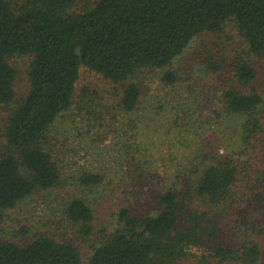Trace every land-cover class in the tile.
<instances>
[{
  "label": "trees",
  "instance_id": "16d2710c",
  "mask_svg": "<svg viewBox=\"0 0 264 264\" xmlns=\"http://www.w3.org/2000/svg\"><path fill=\"white\" fill-rule=\"evenodd\" d=\"M228 21L247 48L232 71L245 90L226 86L213 111L224 154L212 150L206 160L195 156L187 163L182 156L161 178L163 160L156 167L145 153L148 144L134 136L126 160L137 181L135 196L117 210L113 229L97 230L93 209L74 197L65 207L66 233L37 234L23 245L0 240V264H82V244L89 264H264V219L258 216L264 169L256 164L264 150V92L254 85L257 73L246 58L264 55V0H90L84 6L0 0V105L14 97L16 71L8 57L31 56L29 88L1 131L0 217L36 190L61 183V166L46 144L53 123L72 104L82 65L117 83L143 68L167 67L197 35L220 32ZM162 79L172 88L179 80L171 71ZM140 94L136 84H125L120 112H135ZM204 94L189 85L186 96L175 95L174 139L182 148L193 138L181 133L204 127L206 119L197 121L192 112L194 99ZM79 181L97 186L103 177L84 172Z\"/></svg>",
  "mask_w": 264,
  "mask_h": 264
},
{
  "label": "rangeland",
  "instance_id": "374dc122",
  "mask_svg": "<svg viewBox=\"0 0 264 264\" xmlns=\"http://www.w3.org/2000/svg\"><path fill=\"white\" fill-rule=\"evenodd\" d=\"M88 1L77 0V5L84 6ZM246 48L242 32L234 21H228L220 32L197 35L167 67L143 68L117 83L82 65L72 104L53 123L46 144V149L61 166V183L46 190H36L15 207L5 210L0 217V240L23 245L37 234L66 233L65 207L74 197L84 198L93 209L97 230L113 229L117 210L135 196L136 188L131 185L136 187L137 181L132 176L131 161L126 160V146L131 145L134 136L135 141L148 144L145 153L152 161L161 163L163 160L165 167L161 170L165 173L161 178L173 171L182 156L187 163L195 156L198 160H206L204 154L212 153V150L224 154L213 111L218 110L223 89L231 86L245 90L233 81L232 71L236 56L244 55ZM246 58L257 73L254 85L259 92H264V55ZM30 61V55L8 57L16 77L12 101L0 105V152L6 150L1 136L5 118L29 88ZM167 71L179 78L173 88L165 85L162 79ZM129 83L136 84L141 90L137 110L130 115L119 109L123 86ZM189 85L206 94L194 99L192 105L194 119L205 118L206 121L197 134L192 133L195 130L181 133L193 138V142L188 143L189 148L186 145L182 148L174 139L178 136V128L173 121L180 117L174 100L178 93L181 97L186 96ZM199 141L204 143L198 147L200 149H195ZM259 151L256 164L264 169V150ZM160 163H155L156 167ZM84 172L98 173L103 181L97 186H83L79 176ZM243 200L246 201L245 197ZM262 214L264 212L259 211L258 216L264 219ZM81 252L82 264H89L88 247L82 244Z\"/></svg>",
  "mask_w": 264,
  "mask_h": 264
}]
</instances>
